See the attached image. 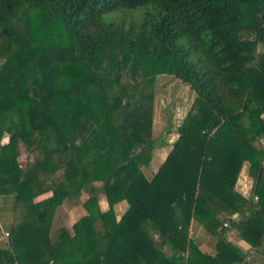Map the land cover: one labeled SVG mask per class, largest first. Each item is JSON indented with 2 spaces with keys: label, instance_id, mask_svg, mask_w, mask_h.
Instances as JSON below:
<instances>
[{
  "label": "trees",
  "instance_id": "1",
  "mask_svg": "<svg viewBox=\"0 0 264 264\" xmlns=\"http://www.w3.org/2000/svg\"><path fill=\"white\" fill-rule=\"evenodd\" d=\"M259 44L264 0H0V194L15 197L0 264H264ZM164 74L193 98L149 179L168 144L153 125ZM246 162L248 197L236 189ZM51 189L50 203L34 202ZM84 191L88 213L56 226L55 210ZM224 215L241 216L230 227L249 250L227 240ZM193 218L218 232L213 254L190 237Z\"/></svg>",
  "mask_w": 264,
  "mask_h": 264
},
{
  "label": "rangeland",
  "instance_id": "2",
  "mask_svg": "<svg viewBox=\"0 0 264 264\" xmlns=\"http://www.w3.org/2000/svg\"><path fill=\"white\" fill-rule=\"evenodd\" d=\"M258 49V48H257ZM1 72V71H0ZM157 92H156V99H155V106H154V137L155 139H158V141H168L167 145H158L155 148L156 150L153 151V158H152V166L148 169L144 168L143 171L146 174V176L150 179H152L154 173L158 170L159 166L163 162V156L164 154L168 153V150H170V147L172 146L173 141L176 140L178 137V127L180 123L182 122L187 109L188 105L191 102L193 98L192 92L189 90V87L180 82L176 77L169 74L164 75H158L157 80ZM31 158L35 156V154H31ZM27 154H24L22 156V159L19 160V163L21 165L26 164L28 161ZM249 163L246 162L242 168V171L240 173V176L237 181L236 189L240 191V189L244 192L245 196L248 197L249 192L252 191V185L254 184L253 178L249 176ZM94 185L96 187V196L98 199V205L101 208V210H107L109 209V202L106 197L105 193V186L102 181H96L94 182ZM51 191L54 193V191ZM46 191V192H48ZM44 193V192H43ZM41 193V194H43ZM38 194L37 196L41 195ZM91 192H82L79 195H75L72 197H68L63 202V205L58 207L55 210V216H57L56 226L61 225L62 223L71 226L74 222H76L80 217L88 213V209L85 206V202L92 197ZM35 196V197H37ZM35 199V198H34ZM254 200L258 201V196H254ZM65 203H67L68 210H63V207L66 206ZM128 208L127 203L124 201L122 203H118L115 206V211L118 215L122 214L126 209ZM66 216V219L62 216ZM60 215V216H59ZM62 217V218H61ZM224 226L225 229H223L225 232L227 240L231 241L235 245H237L240 248L246 246L248 247L249 243H244L240 235L239 230L236 227H230V220L234 218L236 221H240L242 218L241 216L234 215L231 217H228V215L221 216V219L224 218ZM60 218V220H59ZM198 226L194 228V226H190V237H193V239H198L200 237H203L204 227L200 226V222L197 221L195 218H193ZM199 227H201V230H199ZM209 231V230H208ZM220 231V230H219ZM211 232V231H210ZM210 234V233H209ZM230 234V236H229ZM213 235V236H212ZM219 236L218 232L214 233L211 232L210 237L208 239V243L212 241L214 242L215 239ZM156 238H158V235H156ZM241 240L242 244L240 245L238 241ZM250 248V247H249ZM168 253H170V250H168V247L165 248Z\"/></svg>",
  "mask_w": 264,
  "mask_h": 264
},
{
  "label": "crops",
  "instance_id": "3",
  "mask_svg": "<svg viewBox=\"0 0 264 264\" xmlns=\"http://www.w3.org/2000/svg\"><path fill=\"white\" fill-rule=\"evenodd\" d=\"M257 48H258L257 51H261V50H263L264 47L261 44H259ZM0 71H1V69H0ZM2 119L4 121L6 120L5 117H2ZM2 119H0L1 124H2ZM9 123H10L9 121L8 122L5 121L2 124V127H4V129H2V127L0 126V146L8 143L10 140V133L8 132V130L5 129V127H7L9 125ZM166 155L167 154H164L163 161H164ZM20 159H22V157H20L19 160ZM240 191L243 192L241 189H240ZM243 194H244V192H243ZM53 198H54L53 193L51 191H48V192H44L43 194L35 197L34 202L38 205H44V204L50 203L53 200ZM122 202H124V201H122ZM122 202H120V203H122ZM126 203L128 205V202H126ZM65 205L66 206L63 207V210L67 211L68 210L67 203H65ZM66 216L67 215L65 214L62 217L66 219ZM14 221H15V197H14V195L13 194H8V195L0 194V242H2L4 240H8V237L1 239V236H3V234L5 232H9ZM199 224L201 227H204V230H205L203 232V237H200L196 240L193 239V240L195 241V243L200 247V249L203 252L213 254L215 249H216L217 238L215 236L214 242L212 243V241H211L210 243H208V239L210 237L211 232L208 231V229L203 224H201V223H199ZM191 226H194V228H196V226H198L197 223L195 222V220H192ZM201 227H199V230H201ZM229 236H230V234H229ZM242 241L247 244V242L245 240H242ZM242 241L239 240L238 243L241 245ZM243 247H245V248H243V250L247 251L250 249L249 248L250 244H248V247H246L244 245H243ZM254 257H252V259H251V264H254V262H253Z\"/></svg>",
  "mask_w": 264,
  "mask_h": 264
},
{
  "label": "built area",
  "instance_id": "4",
  "mask_svg": "<svg viewBox=\"0 0 264 264\" xmlns=\"http://www.w3.org/2000/svg\"><path fill=\"white\" fill-rule=\"evenodd\" d=\"M8 236H9V232H5V233L3 234V236H1V239L6 238V237H8Z\"/></svg>",
  "mask_w": 264,
  "mask_h": 264
}]
</instances>
